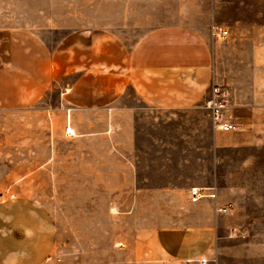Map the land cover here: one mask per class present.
<instances>
[{
    "label": "crops",
    "instance_id": "crops-1",
    "mask_svg": "<svg viewBox=\"0 0 264 264\" xmlns=\"http://www.w3.org/2000/svg\"><path fill=\"white\" fill-rule=\"evenodd\" d=\"M5 5L18 7L22 15L12 38L73 40L63 41L43 62L47 79L41 80L60 84L58 103L47 111L62 121L71 139L105 140L104 145L75 144L84 150L77 167L92 181L108 182L112 198L124 189L136 199L148 195V189L137 185L140 113L160 120L181 108L202 105L206 110L215 84L228 91L237 127L215 130V150L264 153L262 39H240L243 49L236 62L229 57L230 48L217 54L205 41L210 27L200 24L212 23L213 11L212 17L199 19L198 0H159L158 12H151L149 0H12ZM69 77L75 79L61 85ZM42 89L31 85L21 101H37ZM168 161L159 159L157 167ZM238 163L264 167L256 156ZM259 172L243 180L264 183V168ZM175 177L186 181L184 172ZM193 188L208 189L215 198L192 203L187 190L174 206L172 187L158 189L165 214L179 216L159 229L162 258L188 264H264V191L245 187L230 194L210 181L196 182ZM229 206L227 213L215 211Z\"/></svg>",
    "mask_w": 264,
    "mask_h": 264
},
{
    "label": "rangeland",
    "instance_id": "rangeland-1",
    "mask_svg": "<svg viewBox=\"0 0 264 264\" xmlns=\"http://www.w3.org/2000/svg\"><path fill=\"white\" fill-rule=\"evenodd\" d=\"M158 2L149 0L151 12H158ZM6 3L12 0H0V264H188L162 258L159 229L179 216L165 214L158 189L172 187L174 206L196 182L210 181L230 194L245 187L264 191V183L243 180L264 167L238 165L254 156L261 164L264 153L215 150L213 121L198 105L175 110L174 116L167 112L160 120L140 113L137 185L148 195L136 199L124 189L112 198L108 182L92 181L77 167L84 150L75 144L105 140H73L47 111L58 103L60 84L41 80L47 76L43 62L63 41L73 40L12 38L22 15ZM195 14L212 17L213 24H200L210 27L205 41L217 54L230 48L236 62L242 38L251 43L261 38L258 45L264 48V0H213V5L198 0ZM214 24L229 32L227 38L211 36ZM31 85L44 87L41 95L32 103L21 101ZM163 158L170 161L157 167ZM182 172L186 181L175 177Z\"/></svg>",
    "mask_w": 264,
    "mask_h": 264
},
{
    "label": "built area",
    "instance_id": "built-area-1",
    "mask_svg": "<svg viewBox=\"0 0 264 264\" xmlns=\"http://www.w3.org/2000/svg\"><path fill=\"white\" fill-rule=\"evenodd\" d=\"M229 32L220 27L212 26L211 36L215 39L227 38ZM230 96L228 91L221 85H214L212 87V94L210 100L206 103V110L209 113L214 128L221 132H231L237 130L235 125V119L230 113ZM208 189L193 188L190 191V200L192 203H196L204 198H215V194H207ZM230 206L227 208L216 209V212L227 213ZM202 264H205L203 262Z\"/></svg>",
    "mask_w": 264,
    "mask_h": 264
},
{
    "label": "bare ground",
    "instance_id": "bare-ground-1",
    "mask_svg": "<svg viewBox=\"0 0 264 264\" xmlns=\"http://www.w3.org/2000/svg\"><path fill=\"white\" fill-rule=\"evenodd\" d=\"M70 130V129H69Z\"/></svg>",
    "mask_w": 264,
    "mask_h": 264
}]
</instances>
